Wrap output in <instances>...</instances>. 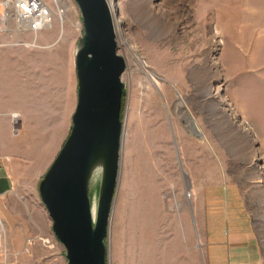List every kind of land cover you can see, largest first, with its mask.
Instances as JSON below:
<instances>
[{"label": "rangeland", "instance_id": "obj_1", "mask_svg": "<svg viewBox=\"0 0 264 264\" xmlns=\"http://www.w3.org/2000/svg\"><path fill=\"white\" fill-rule=\"evenodd\" d=\"M111 2L127 69L108 264H206L217 241L241 244L225 235L229 217L238 229L249 227L264 264V0ZM58 5L61 17L55 10L37 35L0 22V116L22 135L0 136V149L20 150L29 177L1 200L0 264L67 263L38 196L77 101L82 21L74 0ZM181 105L201 137L182 123ZM98 190L96 175L93 216ZM225 190L240 194L239 206L206 197Z\"/></svg>", "mask_w": 264, "mask_h": 264}, {"label": "water", "instance_id": "obj_2", "mask_svg": "<svg viewBox=\"0 0 264 264\" xmlns=\"http://www.w3.org/2000/svg\"><path fill=\"white\" fill-rule=\"evenodd\" d=\"M74 1L82 21L75 50L77 101L69 134L39 181L38 196L65 248L66 264H108L106 238L120 169L127 65L118 53L107 0ZM181 108L182 123L201 137L194 119ZM96 167L99 190L93 216L90 188Z\"/></svg>", "mask_w": 264, "mask_h": 264}, {"label": "crops", "instance_id": "obj_3", "mask_svg": "<svg viewBox=\"0 0 264 264\" xmlns=\"http://www.w3.org/2000/svg\"><path fill=\"white\" fill-rule=\"evenodd\" d=\"M73 104V103H72ZM68 110H65L62 114L63 126L67 121L69 115V107H71L69 92H68ZM19 117V116H18ZM20 129L22 128V124H19ZM63 128V127H62ZM0 129L2 133V141H12L20 138L22 135L13 134L10 129V121L8 117L0 116ZM62 130V129H61ZM19 135V136H17ZM26 141L28 140L25 138ZM1 148V147H0ZM23 155L20 150H1L0 149V210H1V200L4 196L8 195L14 189V185L16 184V180L19 178L22 181L28 179L27 175V166L23 165L22 159ZM9 160V163L6 162ZM13 167L16 168L14 171ZM224 195H215L210 194L207 197L208 200L220 199L221 197L224 199H230L236 202L237 205H240L241 196L237 191H223ZM205 204V202H204ZM2 211V210H1ZM3 212V211H2ZM230 217L227 219L228 226L225 230V235L229 239L231 235L234 240H240L241 244H236L233 242L230 244V241L225 244V241H217L214 246L208 248L206 253V264H262V252L260 247L255 244L252 233L247 225L244 224L241 228H237L235 225L231 224ZM211 235V234H210ZM207 236L209 234L207 233Z\"/></svg>", "mask_w": 264, "mask_h": 264}, {"label": "built area", "instance_id": "obj_4", "mask_svg": "<svg viewBox=\"0 0 264 264\" xmlns=\"http://www.w3.org/2000/svg\"><path fill=\"white\" fill-rule=\"evenodd\" d=\"M55 10L61 17L58 0H0V22L4 30L11 21L18 33L36 34L51 27Z\"/></svg>", "mask_w": 264, "mask_h": 264}, {"label": "bare ground", "instance_id": "obj_5", "mask_svg": "<svg viewBox=\"0 0 264 264\" xmlns=\"http://www.w3.org/2000/svg\"><path fill=\"white\" fill-rule=\"evenodd\" d=\"M112 1V0H111ZM110 0H108L107 2H108V5H109V8H110V11H111V13L113 14V12L115 11V9H116V6H115V4L114 3H112ZM113 24H114V28H115V30L118 28V30H119V32L123 35V32H122V29H121V21L118 19V18H113ZM49 28V27H48ZM35 35H37V33L35 34ZM26 46H29V45H25V47ZM177 107H179V106H177ZM19 116V114H15L14 115V117H18ZM99 170H100V168L99 167H96V168H94V170H93V174H95V176L97 175V173L99 172ZM93 213H94V209H93V207H92V215H93Z\"/></svg>", "mask_w": 264, "mask_h": 264}, {"label": "trees", "instance_id": "obj_6", "mask_svg": "<svg viewBox=\"0 0 264 264\" xmlns=\"http://www.w3.org/2000/svg\"><path fill=\"white\" fill-rule=\"evenodd\" d=\"M123 96H124V89H123V91H122V97H121L120 119H121V117H122V113H121V111H122V106H123Z\"/></svg>", "mask_w": 264, "mask_h": 264}]
</instances>
